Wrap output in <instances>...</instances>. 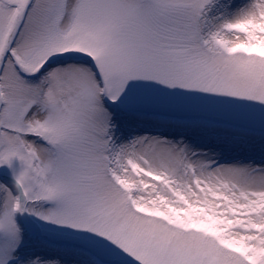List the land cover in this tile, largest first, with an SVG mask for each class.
Instances as JSON below:
<instances>
[{"label":"snow or ice","instance_id":"6c2138e0","mask_svg":"<svg viewBox=\"0 0 264 264\" xmlns=\"http://www.w3.org/2000/svg\"><path fill=\"white\" fill-rule=\"evenodd\" d=\"M161 114L264 147V0H0V264H264V159Z\"/></svg>","mask_w":264,"mask_h":264},{"label":"rangeland","instance_id":"374dc122","mask_svg":"<svg viewBox=\"0 0 264 264\" xmlns=\"http://www.w3.org/2000/svg\"><path fill=\"white\" fill-rule=\"evenodd\" d=\"M242 2V0H237ZM190 118L180 114H161L159 116L126 117L124 119L125 134L151 132L152 134L178 135L183 133L195 141L207 144L216 149L222 161H256L264 159V147L258 137H251L244 133L234 132H207L199 128L187 126ZM5 174V172L0 171ZM0 181L10 182L8 177H0ZM29 251H43L55 255L61 250L51 245L42 247L35 238L29 242ZM66 258L71 261L72 256Z\"/></svg>","mask_w":264,"mask_h":264}]
</instances>
